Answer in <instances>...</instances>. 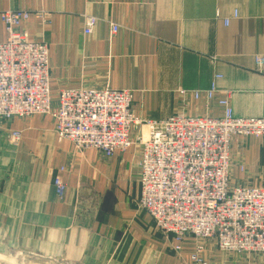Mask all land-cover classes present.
I'll list each match as a JSON object with an SVG mask.
<instances>
[{"label":"crops","instance_id":"obj_1","mask_svg":"<svg viewBox=\"0 0 264 264\" xmlns=\"http://www.w3.org/2000/svg\"><path fill=\"white\" fill-rule=\"evenodd\" d=\"M18 9L31 11L23 24L30 38L48 44L55 101L64 88L109 85L133 90L132 110L147 119L217 116L223 97L238 116H264V65L255 63L264 56V0H0V43L7 38L1 13ZM86 16L98 18L90 35ZM216 73L213 99H195ZM181 89L190 92L185 102ZM231 153L234 182H264V137L234 138ZM139 162L136 146L107 157L59 140L49 115L0 117V226L71 264H193V240L176 254L157 242L152 217L138 208ZM203 255L209 264H264V253L215 245Z\"/></svg>","mask_w":264,"mask_h":264},{"label":"built area","instance_id":"obj_2","mask_svg":"<svg viewBox=\"0 0 264 264\" xmlns=\"http://www.w3.org/2000/svg\"><path fill=\"white\" fill-rule=\"evenodd\" d=\"M48 22L43 11L33 12ZM28 9L1 13L7 38L0 43V117L49 115L59 140L79 150L96 149L107 157L136 146L140 153V195L137 204L153 219L156 229L182 253L189 238L211 237L224 252L264 253V183H236L231 178L234 138L264 137V116H238L228 97L218 100L220 115L191 116L184 111L162 120L144 119L132 111L134 92L109 85L60 90L53 100L49 47L30 38L23 24ZM98 22L86 16L84 34ZM119 28L111 23V32ZM258 67L264 56H255ZM195 90L211 101L217 82ZM190 92L180 90L185 102ZM11 135L19 139L21 132ZM242 172L244 164H239ZM59 195L66 184L57 176ZM193 264H209L198 243L190 253Z\"/></svg>","mask_w":264,"mask_h":264},{"label":"rangeland","instance_id":"obj_3","mask_svg":"<svg viewBox=\"0 0 264 264\" xmlns=\"http://www.w3.org/2000/svg\"><path fill=\"white\" fill-rule=\"evenodd\" d=\"M241 183L242 182H240L239 184ZM250 185H255V184H250ZM56 193L59 195L57 191ZM138 208L140 207L138 206ZM140 209L142 211L144 210L142 208ZM14 232H15L14 228L12 229L11 232L10 229L6 230L4 226H0V264H71V261L69 260H64L59 258L55 259L52 257L39 254L36 251V248L34 246H31L32 244L30 245L28 244V242L26 241V236H20V235L17 236L14 235L15 234ZM157 233L160 232H158L157 230ZM160 235L162 237H158L157 242L161 245L162 244L164 245L166 241L167 247L172 248V243L170 242V239L168 240V238H166L162 233H160ZM190 239L193 240L194 244L198 243V245L201 246L202 251H204V247L212 246V245L216 246L215 240L211 237H198V238H190ZM176 254L180 255V253H176ZM90 264H94V263L92 262Z\"/></svg>","mask_w":264,"mask_h":264}]
</instances>
